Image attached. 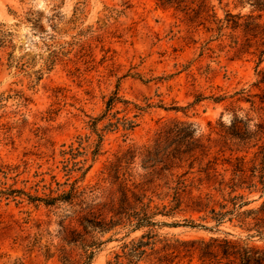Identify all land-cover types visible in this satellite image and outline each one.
<instances>
[{
    "label": "rangeland",
    "instance_id": "obj_1",
    "mask_svg": "<svg viewBox=\"0 0 264 264\" xmlns=\"http://www.w3.org/2000/svg\"><path fill=\"white\" fill-rule=\"evenodd\" d=\"M182 2L0 0V264H114L142 236L139 264L264 252V54L236 53L264 9Z\"/></svg>",
    "mask_w": 264,
    "mask_h": 264
},
{
    "label": "trees",
    "instance_id": "obj_2",
    "mask_svg": "<svg viewBox=\"0 0 264 264\" xmlns=\"http://www.w3.org/2000/svg\"><path fill=\"white\" fill-rule=\"evenodd\" d=\"M159 1L163 5H173L174 4V5H176V7H180L183 3L182 0H159ZM205 1L206 0H201L200 6L205 7V5H206ZM247 1H250L254 7H257L260 10L264 9V0H247ZM206 12H207V9H206ZM227 15H228V17L232 16L230 13H227ZM238 17L240 18V16H238ZM249 19L253 20L255 18L250 16ZM217 22H220V20H218ZM229 22H230V20L226 19V26L229 24ZM233 23H234V25L238 24L236 20H233ZM219 28H222L221 24L219 25ZM252 39H256L255 51L257 52L259 60H261V58L264 54V28H262L258 22L251 21L248 23V28L245 32V42L242 43L239 47H237L236 53L240 54V53L247 51L246 49H248L249 47H251L253 45L251 42ZM259 47H262V48H259ZM171 123L178 124V123H182V122L181 121H172ZM189 157L192 158L193 160H196V158H197L195 156L194 152H190ZM215 163L216 162L214 160H208L206 163V166L203 167L202 171L205 172L207 179H212L216 175V173H215L216 170L214 167ZM164 165L167 167L171 166V164H169L167 162H165ZM211 172H212V174H211ZM154 173H155V171L151 170V172L144 177V180H142L141 182L132 184L131 187L129 185L124 184L123 185V191L125 194L124 197L128 196V194H131V197H133L135 203L143 206L142 199L145 196L146 190H147L144 187H145V185L150 183ZM213 182L215 183L217 181L214 180ZM181 183H183V182L180 179H178L177 184L179 186H176L174 188V193H173V200H175V202L178 205L182 201L181 195L185 192L184 189H180ZM217 183L221 186L223 181H219ZM208 199H209V197H203L201 195L190 196V204H189L190 210L191 211L206 210V208H208V203H209ZM111 209L112 210H110V211L114 212L113 208H111ZM211 210L213 212L215 211L214 208H212ZM224 215H225V213H218V217L216 218L217 222H220V220L223 219ZM146 221L147 220L145 217H139L137 225L141 226ZM142 238H144V236H142L140 238V240H138L137 242L132 243V245H129V246L125 245L123 247V250L121 253L115 254L114 264H139L138 262L143 257H146V252H145L146 250L143 249V247L148 245V242L142 241ZM225 244H226L225 247H226L227 254H231V255L234 254V257H235V245L231 244L229 241H225ZM151 249H153V248L151 247ZM156 252L157 251H155L153 249L150 254H153ZM236 252L238 253V258H237L238 263L237 264H264V252H262V251L244 248V249H241L238 251L236 250ZM156 260H158L159 263L162 261L161 258H158V257Z\"/></svg>",
    "mask_w": 264,
    "mask_h": 264
}]
</instances>
